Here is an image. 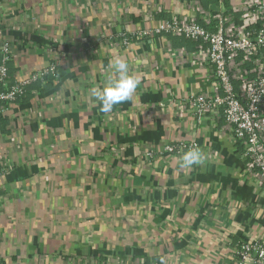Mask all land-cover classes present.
Listing matches in <instances>:
<instances>
[{
	"label": "crops",
	"instance_id": "crops-1",
	"mask_svg": "<svg viewBox=\"0 0 264 264\" xmlns=\"http://www.w3.org/2000/svg\"><path fill=\"white\" fill-rule=\"evenodd\" d=\"M245 1L0 0L13 79L57 71L0 115V264H240V242L264 244V179L222 119L186 103L213 91L207 47L120 37L207 17L246 32ZM116 59L139 85L105 113L91 90ZM179 142L201 162L165 152Z\"/></svg>",
	"mask_w": 264,
	"mask_h": 264
},
{
	"label": "built area",
	"instance_id": "built-area-1",
	"mask_svg": "<svg viewBox=\"0 0 264 264\" xmlns=\"http://www.w3.org/2000/svg\"><path fill=\"white\" fill-rule=\"evenodd\" d=\"M240 10V9H239ZM250 30L228 29L222 21L213 26L210 20L164 21L158 27L121 35L122 44L128 46L133 39L142 40L170 35L184 38L202 47L212 67L213 91L194 95L186 102L189 112L201 120L205 117L222 119L234 140L244 147V155L264 179V0H246L241 10ZM0 115L17 104L34 83L56 73L52 65L24 81L12 79L9 62L13 57L11 44L0 46ZM243 56L246 63L254 64V71H234L231 58ZM238 72V74L236 73ZM240 82V86L236 85ZM190 149H199L196 143L179 142L165 146L168 154L183 157ZM149 155H153L150 152ZM240 264H264V244L259 240L243 241L235 251Z\"/></svg>",
	"mask_w": 264,
	"mask_h": 264
},
{
	"label": "clouds",
	"instance_id": "clouds-1",
	"mask_svg": "<svg viewBox=\"0 0 264 264\" xmlns=\"http://www.w3.org/2000/svg\"><path fill=\"white\" fill-rule=\"evenodd\" d=\"M108 67L118 74L117 79H110L102 88H93L92 95L101 104L102 112H110L115 105L128 101L139 85V80L128 73V65L123 59L110 61ZM201 162L198 149H190L181 159L182 167H191Z\"/></svg>",
	"mask_w": 264,
	"mask_h": 264
},
{
	"label": "trees",
	"instance_id": "trees-1",
	"mask_svg": "<svg viewBox=\"0 0 264 264\" xmlns=\"http://www.w3.org/2000/svg\"><path fill=\"white\" fill-rule=\"evenodd\" d=\"M56 72H57V71H56ZM56 74H57V73H55L54 75H49V76L45 77L43 80H40V81H38V82L32 84V85L27 89V93H26V95L23 96V97L20 99V101H19L18 103H23V102L27 101V99L29 98L30 93H31V91H32L33 89H38V88H40L41 86L44 87V86H46V85H47L48 87H51V86L54 84L55 80L57 79ZM11 76H12V75H11ZM12 79H13V77H12Z\"/></svg>",
	"mask_w": 264,
	"mask_h": 264
}]
</instances>
